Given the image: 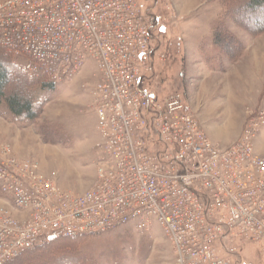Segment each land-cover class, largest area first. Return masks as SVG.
<instances>
[{
    "label": "built area",
    "instance_id": "built-area-1",
    "mask_svg": "<svg viewBox=\"0 0 264 264\" xmlns=\"http://www.w3.org/2000/svg\"><path fill=\"white\" fill-rule=\"evenodd\" d=\"M150 0H5L0 44L54 84L95 63L98 118L94 186L60 187L36 160L0 141V264L62 238L99 237L157 222L175 264H264V111L242 138L215 144L182 94L152 90L164 47ZM165 59V54H161Z\"/></svg>",
    "mask_w": 264,
    "mask_h": 264
},
{
    "label": "rangeland",
    "instance_id": "rangeland-1",
    "mask_svg": "<svg viewBox=\"0 0 264 264\" xmlns=\"http://www.w3.org/2000/svg\"><path fill=\"white\" fill-rule=\"evenodd\" d=\"M150 7L166 33L156 55L153 92L160 100L182 94L215 144L238 142L253 113L264 111V5L256 7L252 0H150ZM31 63L0 46V68L9 76L6 93L37 103L32 116L17 117L1 101L0 141L19 157L38 161L64 190L83 194L94 186L100 155L91 104L101 79L97 66L91 63L80 75L46 89L47 79L35 75ZM256 130L255 146L261 142L264 147V125ZM246 259L260 263L255 251ZM14 263L175 264V257L165 230L152 221L144 231L129 226L99 237L59 241Z\"/></svg>",
    "mask_w": 264,
    "mask_h": 264
},
{
    "label": "trees",
    "instance_id": "trees-1",
    "mask_svg": "<svg viewBox=\"0 0 264 264\" xmlns=\"http://www.w3.org/2000/svg\"><path fill=\"white\" fill-rule=\"evenodd\" d=\"M252 3L256 6H263L264 5V0H252ZM262 28L264 27V24L261 25ZM1 47L5 48L6 51H9L7 47H5L4 45L0 44ZM8 54V53H7ZM9 56V54H8ZM11 57V56H9ZM30 66L32 67V72L35 75L38 76H42L45 77L47 79L46 84H44L45 88H53L55 86L54 83H52L50 81V78L48 77V75L42 71V70H35L34 65L31 63ZM8 73L5 69L0 68V103L2 100L6 101V103L8 104V107L11 111L12 114H14L17 117H29L32 116L35 108H36V104L37 103H33L32 100L28 99L27 97H22L20 94H11L8 95L6 93V89L8 87ZM79 239V238H78ZM63 240H74V239H69V238H62L59 240L54 241L53 243L46 245V246H41V247H37L33 250H30L28 252H26L25 254H23L21 257L15 259L14 261L8 263V264H15L14 262L22 260L26 255L34 252V251H40L43 248H47L50 246H53L54 244H56V242L59 241H63Z\"/></svg>",
    "mask_w": 264,
    "mask_h": 264
},
{
    "label": "crops",
    "instance_id": "crops-1",
    "mask_svg": "<svg viewBox=\"0 0 264 264\" xmlns=\"http://www.w3.org/2000/svg\"><path fill=\"white\" fill-rule=\"evenodd\" d=\"M188 103V102H187ZM188 105H189V109H190V111L192 112V114L195 116L196 114H195V111H194V109H193V107L191 106L192 105V103H188ZM96 117H97V115H96ZM97 122H98V118H97ZM259 144L261 143V142H258ZM259 144H258V147L256 148L257 149V152L259 153V154H264V147L263 146H261V144H260V146H259ZM228 147V146H227ZM17 153V152H16Z\"/></svg>",
    "mask_w": 264,
    "mask_h": 264
}]
</instances>
